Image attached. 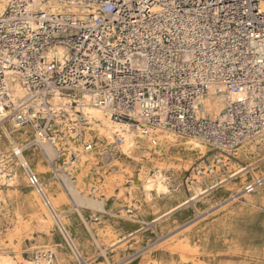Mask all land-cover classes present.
<instances>
[{"label": "built area", "instance_id": "built-area-1", "mask_svg": "<svg viewBox=\"0 0 264 264\" xmlns=\"http://www.w3.org/2000/svg\"><path fill=\"white\" fill-rule=\"evenodd\" d=\"M35 1L8 0L0 19V124L31 126L55 146L48 99L61 92L77 105L92 95L112 118L145 134L167 129L214 149L206 165L196 163L187 173L186 193L196 176L214 177L224 157L236 159L241 144L264 130V0H59L85 7L83 16L48 12ZM57 43L68 48L62 59L46 51ZM17 79L28 93L18 104L10 93ZM215 84L241 97L220 117H204L199 99ZM78 114L70 121L75 133L89 122ZM100 144L86 147L98 151L99 163H109L123 139L116 134L114 142ZM28 178L51 207L39 176L29 169ZM252 179L247 193L264 183V177ZM49 252L34 257H55Z\"/></svg>", "mask_w": 264, "mask_h": 264}, {"label": "bare ground", "instance_id": "bare-ground-1", "mask_svg": "<svg viewBox=\"0 0 264 264\" xmlns=\"http://www.w3.org/2000/svg\"><path fill=\"white\" fill-rule=\"evenodd\" d=\"M35 3L53 13L71 12L83 16L88 12L85 7L59 0H36ZM7 4L8 0H0V19ZM46 51L50 58L62 59L67 55L68 48L57 43L50 45ZM15 81L10 84V93L18 104L19 99H24L28 93L18 79ZM62 95L64 94L59 92L48 99L50 117L55 119V146L41 141L31 126L17 127L11 121L0 124V200L5 204V195L12 189L22 195L31 209V220L35 221L43 235L51 237L56 233L63 250L56 255L55 248L46 246L44 250L37 252L50 251L55 257L42 254L32 259L21 255L20 250L10 253L6 246L13 243L15 236L30 230V222H24L22 216L18 215L11 231L5 233L9 240H5V235L0 234V264H113V259L120 251V244L135 233L147 228L158 232L184 209L192 208L199 212L197 203L209 200L208 196L212 193L237 188L243 182L250 181L249 173L252 178L264 177L262 130L241 144L236 159L224 157L222 165H217L214 177L205 173L196 176V182H193V186L190 184V193L181 198V186L185 179L182 184L174 181L184 172L185 178L199 160V165H206L203 159L206 160L214 150L207 142L162 128L151 129L149 134H145L140 127L112 118L110 112L94 103L92 95H86L85 99L77 101L80 102L77 105L73 104L72 98ZM240 97L237 93L229 94L222 84L212 85L199 99L200 115L218 118L229 101ZM60 109H65L66 115L60 114ZM40 110L43 115H47L45 110ZM81 111L89 122L83 124L76 133L72 132L70 121L78 119ZM116 134L123 139V144L119 153L108 163L112 166H103L106 162L99 163L98 151H89L86 145L112 143ZM181 148L186 152L185 156L180 152L173 154V149ZM72 153H76V158H71ZM132 160L142 164L138 174L140 187L134 182H130L128 187L124 185L127 175H133L134 172L131 165L126 164ZM247 161L249 163H245ZM190 164L193 165L189 167ZM110 168L113 170L110 171ZM29 169L39 176L51 207L44 204L42 193L30 185ZM137 194H141L142 200ZM125 195L127 204L120 205L117 202L112 204L113 207H107V201L111 197L115 196L119 201ZM171 202L174 204L170 205ZM244 207H264V187L258 190L255 198L247 199ZM1 214H4L2 203ZM99 214L104 218L114 217L117 227L135 224L142 226L126 238L120 239L116 236V226L97 223ZM94 216L98 218L95 219ZM149 216L152 218L149 219ZM168 248L180 251L184 261L188 259V252L195 251L189 238L184 236H180L177 241L171 240ZM153 263L161 264L156 260Z\"/></svg>", "mask_w": 264, "mask_h": 264}, {"label": "rangeland", "instance_id": "rangeland-1", "mask_svg": "<svg viewBox=\"0 0 264 264\" xmlns=\"http://www.w3.org/2000/svg\"><path fill=\"white\" fill-rule=\"evenodd\" d=\"M172 151L174 155L178 152L186 155L182 148ZM245 163H249V161ZM126 164L131 165L134 172L133 175H127L128 182L124 181L125 187L130 186V182H134L140 187L141 181H139L138 174L142 164L134 160ZM192 165L190 164L189 167ZM103 166L111 167L112 164L106 163ZM110 169V171L113 170V168ZM185 174L186 172L181 173L174 183L182 184ZM248 177L251 180L243 182L237 188L232 189L231 187L224 192L212 193L208 196L209 200L197 203L200 207L199 212L192 208L184 209V211H179L173 220L158 232L147 228L135 233L136 235L134 234L130 239H125L126 241L121 243V246L119 245L120 251L113 259V264H154L155 260L161 264H264V207H244L247 199L255 198L258 190L264 187V183L254 192L245 193V186L253 182L250 173ZM3 189L7 190L6 186H3ZM181 189L180 197L184 198L186 192L183 186ZM6 195L5 204L0 200L4 206V214L0 215V234L5 235V240H9L6 234L13 228L12 225L18 220V215L22 216L21 219L24 222H30L28 223L30 230H25L21 235L15 236L12 241L14 245L9 242L10 244L6 246L10 253L13 254L20 250L21 255L32 259L35 251L48 246L55 248L56 255H59L58 252L63 250V245L56 233L51 237L42 234L35 221L31 220V209L22 195H18L14 189ZM137 196L142 200L141 194H137ZM127 201L126 195L119 201L113 196L107 201V207L111 208L112 204L117 202L124 205L127 204ZM68 208L69 206L66 207V209ZM93 214H97V212H93ZM99 217L97 223H109L116 226L114 217L104 218L100 214ZM151 218L152 216H149V219ZM141 226V224L116 226L115 229L118 230L116 236L124 239L140 229ZM180 236L189 238L195 247L194 252L187 253L188 259L185 261L182 259L180 251H171L168 248L169 242L177 241ZM124 244H126L125 247H123ZM13 248L15 249L13 250ZM82 264L88 263L82 262Z\"/></svg>", "mask_w": 264, "mask_h": 264}]
</instances>
